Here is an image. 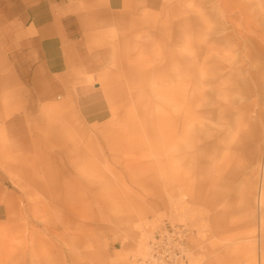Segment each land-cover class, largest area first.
<instances>
[{
  "label": "rangeland",
  "instance_id": "rangeland-1",
  "mask_svg": "<svg viewBox=\"0 0 264 264\" xmlns=\"http://www.w3.org/2000/svg\"><path fill=\"white\" fill-rule=\"evenodd\" d=\"M174 1L178 12L170 25L176 32L203 1ZM143 4L119 31H91L95 77L71 70L65 78L40 76L35 85L8 83L0 99V203L23 201L36 214L12 215L18 238L9 240L16 229L5 220L0 239L23 247L30 219L36 264H151L146 259L154 237L180 226L190 234L189 264H216L217 256L222 264H253L254 255L229 251L257 246L253 210L237 197L219 200L216 215L209 169L192 179L175 163L170 170L163 166L155 150V97L148 95L134 110L136 95L151 93L159 77L147 42L151 24L160 25L161 10ZM80 86L94 92L90 103L103 112L100 122L80 109ZM183 205L192 215L175 211Z\"/></svg>",
  "mask_w": 264,
  "mask_h": 264
},
{
  "label": "bare ground",
  "instance_id": "bare-ground-1",
  "mask_svg": "<svg viewBox=\"0 0 264 264\" xmlns=\"http://www.w3.org/2000/svg\"><path fill=\"white\" fill-rule=\"evenodd\" d=\"M147 1L151 9L161 10L160 25L151 24L147 42L158 61L159 77L151 93L136 95L134 110L148 95L155 97L153 108L159 116L155 150L163 166L170 170L175 163L192 179L204 174V167L209 169L216 215L219 200L237 197L253 210L258 247L249 243L229 246V251L254 255L253 264H264V3L202 0L174 32L170 20L178 12L177 3ZM1 203L0 224L7 220L16 229L9 240H16L19 225L13 224L12 215L33 218L36 210L19 200ZM175 211L192 215L187 205ZM28 221L23 247L13 248L12 242L0 239V264H36L34 228ZM214 261L222 264L223 258ZM98 262L112 264L107 259Z\"/></svg>",
  "mask_w": 264,
  "mask_h": 264
},
{
  "label": "crops",
  "instance_id": "crops-1",
  "mask_svg": "<svg viewBox=\"0 0 264 264\" xmlns=\"http://www.w3.org/2000/svg\"><path fill=\"white\" fill-rule=\"evenodd\" d=\"M139 2L0 0V99L8 83L35 85L40 76L47 81L65 78L71 70L95 77L96 55L88 47L91 31L98 27L119 31L125 20L127 26L134 19ZM143 5L151 9L147 0ZM75 91L80 109L100 122L103 112L90 103L92 89L80 86Z\"/></svg>",
  "mask_w": 264,
  "mask_h": 264
},
{
  "label": "built area",
  "instance_id": "built-area-1",
  "mask_svg": "<svg viewBox=\"0 0 264 264\" xmlns=\"http://www.w3.org/2000/svg\"><path fill=\"white\" fill-rule=\"evenodd\" d=\"M189 233L185 227H166L150 243L149 263L188 264Z\"/></svg>",
  "mask_w": 264,
  "mask_h": 264
}]
</instances>
